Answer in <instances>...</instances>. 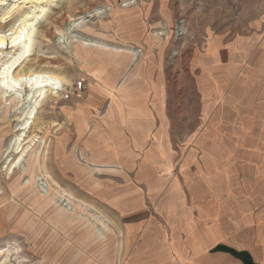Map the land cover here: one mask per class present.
Returning <instances> with one entry per match:
<instances>
[{"label": "crops", "instance_id": "crops-1", "mask_svg": "<svg viewBox=\"0 0 264 264\" xmlns=\"http://www.w3.org/2000/svg\"><path fill=\"white\" fill-rule=\"evenodd\" d=\"M180 6L212 16L192 21L198 45L182 79L188 83L179 85L189 93L179 114L163 112L166 39L159 30L172 22L173 6L143 0L113 23L117 45L134 49L125 54L134 56L130 80L116 88L134 109L126 119L98 122L86 147L102 162L120 153L141 157L140 171L159 173L141 181L164 189L157 193L163 223L127 264H264V0ZM111 73L118 82L121 73Z\"/></svg>", "mask_w": 264, "mask_h": 264}, {"label": "rangeland", "instance_id": "rangeland-1", "mask_svg": "<svg viewBox=\"0 0 264 264\" xmlns=\"http://www.w3.org/2000/svg\"><path fill=\"white\" fill-rule=\"evenodd\" d=\"M142 1L0 0L2 34L38 2L47 5L45 16L35 26L34 55L24 65L67 81L63 90L45 93L32 127L26 130L18 121L21 103L7 106L0 99V264H127L142 245L153 244L158 220L163 223L157 216V195L164 189L149 187L141 180H156L159 173L140 171L141 157L120 153V157L102 162L86 147L98 122L126 119V112L134 109L122 99L123 90H116L130 80L127 74L134 56L128 61L125 54H133L134 49L117 45L113 23L120 12ZM170 2L172 22H165L159 30L166 39L163 112L167 116L179 114L181 102L188 99V91L180 90L179 85L188 83L182 79L189 71L190 52L198 45L193 40L175 43L176 22L185 21L188 35L196 40L193 19L212 16V12L184 10L180 0ZM92 8L105 14L91 19L94 24L75 30L120 46L124 52L84 47L72 37L69 25L80 22ZM6 46L0 68L11 51ZM180 49L181 55L170 56ZM111 69L121 73L118 82L109 79ZM80 79L84 81L82 93L64 100L63 91H73ZM168 127L172 130L173 124ZM16 134L27 136L23 145L28 148L20 167L7 174V165L22 155L14 151Z\"/></svg>", "mask_w": 264, "mask_h": 264}, {"label": "bare ground", "instance_id": "bare-ground-1", "mask_svg": "<svg viewBox=\"0 0 264 264\" xmlns=\"http://www.w3.org/2000/svg\"><path fill=\"white\" fill-rule=\"evenodd\" d=\"M30 2L34 3V1ZM43 2H38V5L35 6L33 11L26 10L22 14V17L19 20L17 19L18 22L9 28L8 33H0V45H2L0 46V55L4 53L7 44L11 48V51L7 54V59L2 62L0 68V99L7 106L21 103L20 108L22 109L20 111V115L18 116V121L21 122V127L24 130L32 127L34 119L36 118L38 107L45 96V93L49 90L53 93H57V91L63 90L64 85L67 83L65 78L61 75L34 71V68L31 69L30 67L24 65L30 60V56L34 55L33 43L34 33L36 30L35 26L47 11V9H45V6L47 5L41 6ZM129 5L130 4L125 6ZM14 8L15 7H13L8 14H10ZM36 9L39 10L37 11ZM104 14V10L95 8L89 14L87 13V15H85L80 22L71 23L69 25V30L70 33H73L72 37L84 47L124 52V49L120 46L110 44L105 40L85 37L81 33L77 32L78 28L83 29L87 23L93 22L94 24L95 21H92L91 19L95 17H102ZM7 37L10 39L9 43L7 42ZM26 137L27 136L25 134L15 135L14 140L16 147L14 148V151L16 153L21 152L22 155L16 162L11 163L12 165H7L5 169L8 170L7 174L10 173L14 167H20L23 155L28 148H24L23 145ZM5 154L6 153H4V155ZM7 161L8 160H6V162ZM1 252L2 251H0V253Z\"/></svg>", "mask_w": 264, "mask_h": 264}, {"label": "built area", "instance_id": "built-area-1", "mask_svg": "<svg viewBox=\"0 0 264 264\" xmlns=\"http://www.w3.org/2000/svg\"><path fill=\"white\" fill-rule=\"evenodd\" d=\"M184 23H185V21H183V20H180V22L179 21L176 22V31H175V41L176 42L175 43L181 44V43H185L187 40H193L196 42L194 35H192V36L188 35L187 25H184ZM162 31L159 32L161 35L164 32V31L163 32ZM181 49L178 52L177 51L174 52L173 55H170V56H172V58H174L176 55H181ZM141 52L142 51L140 48L136 50V53H141ZM83 89H84V81L80 79L75 83V85L72 89L73 91H68L67 89H65V91H63L64 100H71V98L74 94H76V96H79V94L82 93Z\"/></svg>", "mask_w": 264, "mask_h": 264}, {"label": "snow or ice", "instance_id": "snow-or-ice-1", "mask_svg": "<svg viewBox=\"0 0 264 264\" xmlns=\"http://www.w3.org/2000/svg\"><path fill=\"white\" fill-rule=\"evenodd\" d=\"M0 46H2V45H0Z\"/></svg>", "mask_w": 264, "mask_h": 264}]
</instances>
